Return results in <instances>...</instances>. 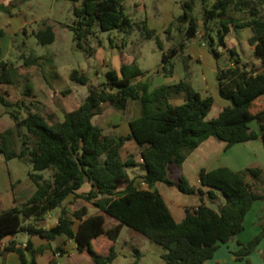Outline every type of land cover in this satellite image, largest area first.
I'll return each mask as SVG.
<instances>
[{
    "label": "trees",
    "instance_id": "trees-1",
    "mask_svg": "<svg viewBox=\"0 0 264 264\" xmlns=\"http://www.w3.org/2000/svg\"><path fill=\"white\" fill-rule=\"evenodd\" d=\"M70 1L74 2V20L69 27L77 47L90 55L96 51L92 40L100 30L130 33L137 28L146 38H156L161 43L160 33L146 19L135 21L127 14L124 0ZM197 1L181 0L182 13L166 28L168 33L179 31L181 40L164 52L163 69L170 73L167 65L173 67V59L180 53L188 69L191 55L185 54L187 42L200 37L217 59L224 51L229 53L230 65L218 66L217 84L220 96L231 104L217 117L208 119L215 101L213 95L203 96L188 78L151 88L149 82L141 79L145 72L134 59L124 62L120 69H108L105 80L91 85L80 105L65 111L61 120H53L29 105L24 117L15 109L11 112L15 124L6 128L0 124V152L7 161L17 158L32 164L29 175L36 190L22 205L0 209L1 253L15 252L21 264H38L37 255L46 247H35L32 240L25 246L5 240L22 232L50 243L66 236L77 242L79 251L90 252L95 264H110L119 256L115 243L123 227L128 226L163 247L161 257L165 264H204L222 243L233 240L245 229L254 202L264 200V187L259 188L264 182L263 167L202 168L201 186H196L184 174L178 182L172 179L169 165L176 163L181 167L189 154L210 137L225 141L227 148L258 138L264 144V0H201V19L195 15ZM0 7L8 10L5 5ZM245 27L253 30L249 42L260 60L259 67L243 61L238 51L227 44L233 29ZM201 28L203 33L199 36ZM32 33L41 44L56 40L54 26L49 23ZM20 56L26 66L39 65L34 53L27 56L23 52ZM187 73L191 71L188 69ZM18 75L19 67L0 59V84H11ZM70 77L80 84L89 83V76L79 69H74ZM67 92L70 89L63 91ZM9 95L8 90L0 88V104L7 108L16 105ZM178 95L182 101L175 103L172 97ZM131 100L138 103L141 112L129 120V133H105L93 121L102 113L103 104L123 111ZM252 122L259 128H253ZM129 140L137 142L139 160L133 153L124 157L123 148ZM138 165L145 172L132 176L128 168ZM46 170H51L50 177L44 175ZM86 182L91 183L92 189L78 193ZM160 182L177 186L186 194L199 195L200 203L194 208L186 207L185 217L178 221L157 187ZM72 193L103 213L88 215L87 205L70 213L62 205ZM58 207L62 208L57 223L49 228L40 226L39 221ZM105 214L117 223L108 227ZM76 219L80 220L77 230ZM261 227L251 240H239L240 247L234 252L238 260L254 252L264 239V221ZM94 239L108 244L109 252L96 249ZM57 250L63 251L60 247ZM138 259L132 264H138ZM49 264L59 262L52 259Z\"/></svg>",
    "mask_w": 264,
    "mask_h": 264
},
{
    "label": "rangeland",
    "instance_id": "rangeland-1",
    "mask_svg": "<svg viewBox=\"0 0 264 264\" xmlns=\"http://www.w3.org/2000/svg\"><path fill=\"white\" fill-rule=\"evenodd\" d=\"M134 3H138L139 5V8L135 9V12L132 10L134 9ZM124 4L127 14L135 21H141L149 17V19L153 18L162 22L168 14H174L176 17L183 11L181 0H124ZM5 6L8 7L7 11L0 7V31L3 32L0 36V48L2 50L0 59L3 58L19 67L21 75L16 76L13 83L7 84L10 91L8 97L16 105L7 108L0 104V124L2 128L15 124V120L11 114L15 109L18 110V114L21 117L26 116L28 105L32 110H39L45 115L50 116L53 120L60 119L67 103H70L75 98L85 97L91 85H97L105 80V74L108 69L119 66L122 54L123 58L129 55L131 59H136L140 68L145 72L141 79L149 82L151 88L163 83H176L181 79L188 78L195 89L203 96L212 95V91L215 88L217 89V67L219 65L225 66L229 58V53L224 51L221 57L217 59L211 52L210 47L204 42L199 41L198 38L200 37H198L197 39L188 41L185 49L186 55L193 56L189 60L188 68L191 73L187 75L188 69L184 55L180 53L173 59V67L169 64L167 65L170 73L166 74L163 69V65L165 64L163 54L164 52H168L171 47L181 40V35L176 29L170 33L165 31L160 33L161 43H158L156 38H146L137 28L130 33L117 29L109 31L100 30L97 36L93 38L92 46L96 48V51L100 47L104 50L99 53L95 51L94 54L90 55L77 47L74 40V32L70 27L66 26L71 25L74 20V2L70 0H14L6 2ZM195 15L200 19L202 18L201 0H198L196 3ZM48 19L59 20V23L54 25L56 40L51 44H41L31 30L43 27ZM23 22L26 23V28L30 31L28 35H26L23 27L16 30V27L21 26ZM202 33L203 29L200 31L199 36ZM247 33L248 31L245 28L234 29L227 37L229 45L232 44L237 47V51L244 61H249L253 58L258 59L254 51L250 49L246 38ZM193 42L197 46V51H194L192 48ZM219 48L222 49L221 46ZM23 52L27 56L34 53L38 57L39 65L36 67L24 65V58L20 56ZM196 55L200 56L201 61L196 59ZM41 68L44 69L43 75L53 88L70 86L73 87L72 92L63 93L61 88L62 92H55L53 94L52 88L46 84H41V91L38 90V79H42ZM74 69L84 71L89 76V83L84 85L73 81L70 74ZM28 87L30 89L36 87V90L39 91V97H33L29 91L27 92ZM23 100L25 103H23ZM172 100L175 103H180L182 98L178 95L172 97ZM20 103L22 106L17 105ZM101 107H104L102 111L105 114L101 117H99L101 113L96 115L93 121L104 124L105 133L117 134L124 133L125 123L129 117L135 115L138 103L135 100H131L128 108L123 111L117 110L109 104H103ZM216 110L217 105L213 110V114L216 113ZM252 123L257 124L256 122ZM131 152L137 155L138 158L140 157L139 148L133 143H128L123 148V154L125 157H128ZM4 162L7 161L3 153L0 152V171L3 172L5 171ZM8 164L11 170L14 169V165L16 164H19L23 169L33 168L32 164L27 160L14 159L8 161ZM128 170L132 176L145 172V168L141 165L128 168ZM169 170L170 176L175 180H179L180 167L176 163H171ZM43 173L46 177L51 176V170H46ZM189 179L195 181L193 175ZM263 184L264 182H260L259 188H262ZM19 188L15 189L17 201L21 200ZM159 189L163 192L171 207L182 203H192L197 198L180 191L177 186L171 187L165 183H159ZM211 205L216 207L215 204ZM58 210L59 207L52 210L51 213L56 216ZM110 220L112 222V219ZM6 243L8 242L6 241ZM150 244L153 246L154 251H159V253L164 251L161 245L156 243ZM148 260L150 264H156L154 255L149 257Z\"/></svg>",
    "mask_w": 264,
    "mask_h": 264
},
{
    "label": "crops",
    "instance_id": "crops-1",
    "mask_svg": "<svg viewBox=\"0 0 264 264\" xmlns=\"http://www.w3.org/2000/svg\"><path fill=\"white\" fill-rule=\"evenodd\" d=\"M12 1L14 0H0V6L5 5L6 2H12ZM133 8L134 9L132 10H134L135 12V9L139 8L138 3H134ZM174 18H175L174 14H171V15L168 14L166 18L163 19L162 22H159L153 18L149 19V17L146 18V20L148 21L149 25L152 28H155L157 29L159 33H162L166 30V28L170 25V23L174 20ZM46 23L52 24L54 26L57 23H59V20L58 19H53V20L48 19L46 20ZM66 26L69 28V25H66ZM22 27L24 28L26 35H28L30 31L28 30V28H26V23L24 22L22 23L21 26L16 27V30L21 29ZM245 29H247L248 31L246 38L249 43L250 49L251 51H254V46L251 45L249 42V38L253 35V30L251 27H245ZM34 30L36 29L33 28L31 31L33 32ZM193 43L194 44L192 48L194 51H197L198 50L197 46L195 45V42ZM227 44L229 47L235 48L237 50V47L235 45H232V44L229 45L230 43L228 42V38H227ZM103 50L104 49L100 47L99 49H97L96 53H99L100 51H103ZM121 57L122 58H121V61H119L120 62L119 66L115 67L117 69H120L121 65L124 62H130L134 60V58L131 59L129 55L123 58V54H122ZM196 59H199L201 61V58L199 55H196ZM245 62L253 63L257 67L260 66V60L255 59V58L250 59L249 61H245ZM228 65H230L229 58L225 66H228ZM36 66L38 65H34L32 67H36ZM43 71L44 69L41 70L42 79L41 78L38 79L37 77L39 81L38 90L41 89L40 88L41 84H46L52 88L53 94H55V92L56 93L62 92L64 91V89L65 90L70 89V91L72 92L73 87H70V86H62V87L53 88L52 85L48 82L47 78L43 75ZM217 71H218V67H217ZM0 88L2 90L9 91V86L7 84L6 85L0 84ZM61 88H62V91H61ZM29 92L30 94H32L33 97H39V91L36 90V87H32V89H30ZM212 92H213L212 95L215 101H214L212 110L210 111L208 115V119L217 117L224 107L231 104L229 100L220 96L219 91H218V84H217V89L215 88ZM72 94L74 95V93ZM83 99L84 97L79 98V99L75 98L71 100L70 103H67L65 105L64 112L71 111L77 108ZM263 100H264V97H263ZM216 105H217V110H216V113L213 114V110ZM140 112H141L140 106L138 105L136 109V113L133 117L140 115ZM103 114H105L104 111H102L99 117L103 116ZM63 116H64V113L62 117L58 120L63 119ZM133 117H129L128 121L125 123V128H124L125 131L123 134H127L130 132L129 120ZM96 124L102 126L104 131H106L104 124L98 121ZM126 126H127V129H126ZM251 126L255 129L259 128L258 125L254 123H251ZM128 143H133L135 146L138 147V144L135 140H129L126 143V145H128ZM226 146L227 144L225 141L218 140L215 137L208 138L198 148H196L189 154V156L184 161L181 167L179 166L180 171H179L178 176L180 177L181 174H184L189 179V177L193 175L195 178V181H191L189 179L190 183L192 185L201 186L200 171L202 168L213 169L219 166H228L234 170H242L248 166H260L264 168V144L261 138L242 142V143H237V144L232 145L229 148H227ZM139 151H140V148H139ZM130 154H132V152ZM14 159H17V158H14ZM136 159L139 160L140 157L139 158L137 157ZM4 163H5L4 164L5 171L4 172L0 171V209L12 207L15 205H22L36 190V185L29 175L32 169H28V168L23 169L21 168V166H19V164H16L14 165V169L11 170L9 167L8 161ZM175 181L178 182L179 180L177 179ZM262 186L264 187V184ZM17 187H20L19 196H21V200H18V201H17V197L15 194V189ZM157 187L159 189V183L157 184ZM91 189H92L91 183L86 182L82 186V188L78 191V193L84 194L90 191ZM161 193L163 194L162 191ZM193 196L197 198H195V201H192V203H182V204L174 205L173 207H171L169 203L167 202V199L164 195L171 212L173 213L174 217L178 221H181L185 217L186 207L194 208L200 203V196L197 194H194ZM208 204L210 203L208 202ZM83 205L88 206V215H95V214L103 213L102 211H100L99 209H97L96 207L88 203L85 199H83L82 197H78L74 193L70 194L67 197L62 207L66 208L70 213H72L77 208ZM62 207H59V210L56 216L53 215L52 213H49L45 218L41 219L39 221V225L45 228H49L55 225L58 221V217L61 213ZM110 219H112V222ZM263 221H264V200H257L254 202L253 208L251 209V211L248 213L246 217L245 229L242 232H240L233 240L226 242V243H222L220 247L217 249V251L215 252L214 256L208 259L204 264H264V239H262V241L260 242L256 250L252 252L250 255H248L244 260H241V261L238 260L236 254L234 253L240 247L238 243L239 240L243 242H247L261 231V228H262L261 224ZM116 223H117V220L115 218L109 215H106V225L108 227ZM79 224H80V220L76 219L74 223L75 230L78 229ZM11 240L16 241L18 245L24 244L28 240H32L35 247H40V246L46 247L43 252L37 255L36 260L38 264H49L52 259H56L59 262V264H95L90 252L79 251L77 248L78 247L77 242L74 239L67 238L66 236H60L56 240L50 243L48 240L38 235L31 236L28 233L22 232L14 237H8L5 240V242L6 241L9 242ZM150 243L152 242L142 233L137 232L131 227L124 226L118 240L115 243L116 248L119 251V256L112 263L113 264H132V262L136 259V257H139L138 264H150L149 263L150 261L148 259L149 257L154 255L156 264H165L164 260L161 257V254L163 251L161 253H159V251L158 252L154 251L153 246ZM49 244L51 245V247L48 246ZM93 245L95 246L96 249L102 251L105 254L109 252V245L106 244L105 242H102L98 239H94ZM58 247L62 248L63 251L57 250ZM155 252H156V255H155ZM158 254H160V256H158ZM0 257H1L0 264H21L20 258L18 254L15 252H7V253L0 252Z\"/></svg>",
    "mask_w": 264,
    "mask_h": 264
},
{
    "label": "built area",
    "instance_id": "built-area-1",
    "mask_svg": "<svg viewBox=\"0 0 264 264\" xmlns=\"http://www.w3.org/2000/svg\"><path fill=\"white\" fill-rule=\"evenodd\" d=\"M142 185H145V182H142ZM3 246H5V243H2ZM24 246L26 245V243L23 244Z\"/></svg>",
    "mask_w": 264,
    "mask_h": 264
},
{
    "label": "water",
    "instance_id": "water-1",
    "mask_svg": "<svg viewBox=\"0 0 264 264\" xmlns=\"http://www.w3.org/2000/svg\"><path fill=\"white\" fill-rule=\"evenodd\" d=\"M198 40H199V41H201V39H200V38H198Z\"/></svg>",
    "mask_w": 264,
    "mask_h": 264
}]
</instances>
